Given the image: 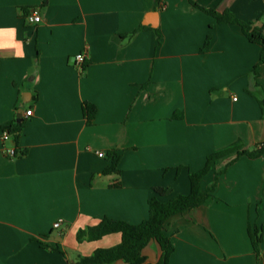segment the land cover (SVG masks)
Returning a JSON list of instances; mask_svg holds the SVG:
<instances>
[{"label":"crops","instance_id":"0c3cea01","mask_svg":"<svg viewBox=\"0 0 264 264\" xmlns=\"http://www.w3.org/2000/svg\"><path fill=\"white\" fill-rule=\"evenodd\" d=\"M191 1L264 36V0ZM261 51L188 0H0V128L22 124L17 144L0 139V264H78L121 242L80 231L104 218L138 225L154 188L171 191L163 202L188 195L208 156L264 144ZM112 152L117 173L103 175ZM235 158L201 180L210 199L166 222L168 264H264V155ZM248 225L261 230L259 258ZM140 256L157 264L162 252L150 241Z\"/></svg>","mask_w":264,"mask_h":264},{"label":"trees","instance_id":"16d2710c","mask_svg":"<svg viewBox=\"0 0 264 264\" xmlns=\"http://www.w3.org/2000/svg\"><path fill=\"white\" fill-rule=\"evenodd\" d=\"M188 1L190 5L205 14L216 18L219 22L239 25L248 41L261 47L262 51L259 62L253 68V73L256 74L258 65L264 64V36L262 35L261 30H256L251 28L250 25L240 23L229 15L219 17L215 11L202 8L191 0ZM158 2L159 0H156V3ZM46 3L47 0H43V5H46ZM208 45L209 41L207 39L201 52L206 50ZM259 104L264 117V100H260ZM82 114L86 120V124L91 125L96 114L95 106L86 102L83 103ZM0 130L7 131L12 136L14 143L17 144L22 130V124L11 123L0 128ZM231 153H236V158L245 156L249 159H256L264 155V144L252 151H239V148L234 146L225 150L217 151L208 156L205 166L201 170L189 174L190 192L188 195L177 196L167 202H163L161 201V198L170 195L171 191L164 188H154L153 197L148 201V219L142 221L138 225H130L123 221L104 218L97 226L80 231L77 234L78 241H81L84 237L87 238L88 241H98L105 236L118 234L121 236V242L113 248L98 249L91 256L80 258L78 264H112L116 261H123L125 264H141L143 258L140 256V253L150 241L157 243L162 252V257L157 264H168L169 257L173 252V245L163 232L166 222L174 216L201 206L212 197V189L202 192L200 182L218 159ZM16 154L24 155L25 152H20V154L16 152ZM107 157L110 160V165L103 171V175L117 173L116 167L119 162V156L112 152L109 153ZM247 234L253 252L255 256L259 258L261 245L263 243L261 230L257 227H251L248 225Z\"/></svg>","mask_w":264,"mask_h":264},{"label":"built area","instance_id":"2783aa9c","mask_svg":"<svg viewBox=\"0 0 264 264\" xmlns=\"http://www.w3.org/2000/svg\"><path fill=\"white\" fill-rule=\"evenodd\" d=\"M26 21L28 24H39L40 18L36 13H33V14H29L26 16ZM84 60H85V56L83 53H80L75 57V64L77 65L78 69H80V70L82 69V64H83ZM25 116L26 117L32 116V111L29 110V111L25 112ZM0 139L3 143H5L7 141L12 140V136L7 131L4 130V131L0 132ZM4 153L8 158L13 159V158L17 157L16 151L14 149H5ZM98 156L100 158L103 157L102 154H98ZM62 223H63L62 220L55 221L53 223V228L56 230L59 229L62 226Z\"/></svg>","mask_w":264,"mask_h":264},{"label":"water","instance_id":"95a60500","mask_svg":"<svg viewBox=\"0 0 264 264\" xmlns=\"http://www.w3.org/2000/svg\"><path fill=\"white\" fill-rule=\"evenodd\" d=\"M18 118H19V119H18L17 122L20 123V122L22 121V118H20V116H18Z\"/></svg>","mask_w":264,"mask_h":264}]
</instances>
